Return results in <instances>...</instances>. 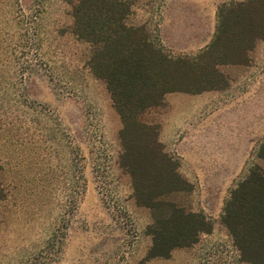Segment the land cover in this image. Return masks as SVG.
<instances>
[{"label":"rangeland","instance_id":"1","mask_svg":"<svg viewBox=\"0 0 264 264\" xmlns=\"http://www.w3.org/2000/svg\"><path fill=\"white\" fill-rule=\"evenodd\" d=\"M78 1L0 0V264H248L221 218L248 171H264V132L256 128L248 143L240 138L238 151L223 145L213 153L198 142L202 113L188 116L183 93L167 94L141 114L157 126L178 172H187H180L187 190L162 200L203 214L211 226L193 245L148 259L151 210L135 204L118 164L121 122L104 82L86 66L90 46L73 33ZM127 1V23L145 26L140 9L152 0ZM153 29L146 27L155 36ZM262 44L246 65L218 67L225 85L219 91L261 85Z\"/></svg>","mask_w":264,"mask_h":264},{"label":"trees","instance_id":"2","mask_svg":"<svg viewBox=\"0 0 264 264\" xmlns=\"http://www.w3.org/2000/svg\"><path fill=\"white\" fill-rule=\"evenodd\" d=\"M127 0H79L73 6L74 35L91 52L86 66L103 81L121 122L118 164L129 175L135 204L151 210L147 258H168L197 242L211 226L201 213L163 198L187 190L178 164L165 151L158 128L140 120L170 93L200 94L225 85L219 66L246 65L257 41H264V0L224 2L210 45L194 56H172L146 26L127 23ZM258 158L264 164V143ZM3 192L0 187V199ZM222 223L243 262L264 264V171L250 169L225 201Z\"/></svg>","mask_w":264,"mask_h":264},{"label":"crops","instance_id":"3","mask_svg":"<svg viewBox=\"0 0 264 264\" xmlns=\"http://www.w3.org/2000/svg\"><path fill=\"white\" fill-rule=\"evenodd\" d=\"M219 1L224 0H152L151 7L140 9L148 17L140 25L156 28L155 36L170 55L194 56L205 50L214 37ZM257 48L264 51L263 44ZM259 61L264 63V57H259ZM244 78L248 80L249 74ZM259 80L261 85H247L245 90L183 93L189 97L188 116L202 113L198 136L201 145H210L213 153H222L223 145H227V151L234 152L239 150L233 147L241 142L240 138L248 143L255 140L256 128L264 132V75ZM228 93L231 97L221 100Z\"/></svg>","mask_w":264,"mask_h":264}]
</instances>
